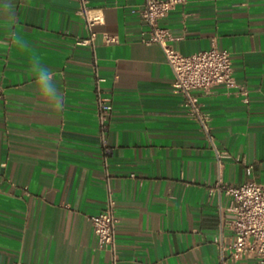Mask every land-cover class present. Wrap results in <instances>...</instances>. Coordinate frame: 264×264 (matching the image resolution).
Segmentation results:
<instances>
[{
	"label": "crops",
	"instance_id": "1",
	"mask_svg": "<svg viewBox=\"0 0 264 264\" xmlns=\"http://www.w3.org/2000/svg\"><path fill=\"white\" fill-rule=\"evenodd\" d=\"M142 3L90 0L104 17L95 65L77 44L90 37L78 0H0V264H111L89 221L109 198L118 264H260L233 258L230 201L210 188L264 186V0H187L161 22L181 54L229 51L248 92H195L212 140L174 92L162 48L142 42ZM34 58L57 98L41 91ZM96 72L113 104L109 155Z\"/></svg>",
	"mask_w": 264,
	"mask_h": 264
},
{
	"label": "built area",
	"instance_id": "2",
	"mask_svg": "<svg viewBox=\"0 0 264 264\" xmlns=\"http://www.w3.org/2000/svg\"><path fill=\"white\" fill-rule=\"evenodd\" d=\"M77 14L83 19L90 30V37L78 41V45L90 46L95 57L96 32L93 28L104 22L99 10L94 9L90 0H78ZM187 0H143L137 13L141 23L146 27L142 42L146 45H159L166 57V61L173 71L172 87L174 92L181 95L188 115L201 127L202 132L211 140L212 133L210 118L204 111L196 91L209 92L218 86L227 89L238 88L239 93L247 101L248 92L238 86L234 77L231 54L227 50L213 47L190 55L181 54L174 47L175 37L170 30L163 27L161 22L170 12L179 6H184ZM106 43H114L116 39L105 37ZM96 106L98 120L102 131V145L106 155L112 153V148L106 136L108 122L113 112L110 98L102 93L101 83L105 81L96 72ZM214 145V142H212ZM218 157L219 153H218ZM223 193L229 198L228 210L232 216L226 220L234 240L230 245L233 258L245 254L256 257L260 264H264V186L256 182L241 185L227 184L219 181L210 188V194ZM89 221L97 237L98 248L109 250L111 264H118L116 230L118 219L115 216V202L109 198L107 207L98 214L91 215ZM221 264H226L224 261Z\"/></svg>",
	"mask_w": 264,
	"mask_h": 264
},
{
	"label": "clouds",
	"instance_id": "3",
	"mask_svg": "<svg viewBox=\"0 0 264 264\" xmlns=\"http://www.w3.org/2000/svg\"><path fill=\"white\" fill-rule=\"evenodd\" d=\"M32 70L38 76L41 91L49 98H57L59 93L53 83L52 75L50 72L40 67L38 58L33 59Z\"/></svg>",
	"mask_w": 264,
	"mask_h": 264
}]
</instances>
